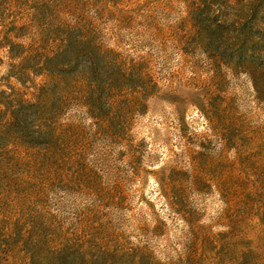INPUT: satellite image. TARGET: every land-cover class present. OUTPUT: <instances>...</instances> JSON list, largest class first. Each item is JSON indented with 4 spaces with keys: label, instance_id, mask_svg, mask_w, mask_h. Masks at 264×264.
Returning a JSON list of instances; mask_svg holds the SVG:
<instances>
[{
    "label": "rangeland",
    "instance_id": "obj_1",
    "mask_svg": "<svg viewBox=\"0 0 264 264\" xmlns=\"http://www.w3.org/2000/svg\"><path fill=\"white\" fill-rule=\"evenodd\" d=\"M0 264H264V0H0Z\"/></svg>",
    "mask_w": 264,
    "mask_h": 264
}]
</instances>
